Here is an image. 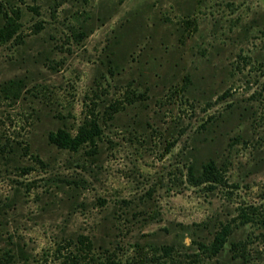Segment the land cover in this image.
Here are the masks:
<instances>
[{
	"label": "rangeland",
	"instance_id": "rangeland-1",
	"mask_svg": "<svg viewBox=\"0 0 264 264\" xmlns=\"http://www.w3.org/2000/svg\"><path fill=\"white\" fill-rule=\"evenodd\" d=\"M15 7L20 35L0 45V255L63 264L83 235L124 264H264V0H0V15ZM92 118L95 148L48 141ZM209 159L222 183L191 184L187 167Z\"/></svg>",
	"mask_w": 264,
	"mask_h": 264
},
{
	"label": "trees",
	"instance_id": "trees-1",
	"mask_svg": "<svg viewBox=\"0 0 264 264\" xmlns=\"http://www.w3.org/2000/svg\"><path fill=\"white\" fill-rule=\"evenodd\" d=\"M21 16V10L16 7L1 11L0 45L19 37L21 29ZM40 28L41 23L37 22L36 29L39 30ZM76 34L79 37H82L84 35L82 31H78ZM11 84L13 85L14 83L11 82ZM4 92H10L14 97L17 95L16 93H14L13 89L9 87L6 88ZM100 135L101 129L99 127V124L96 119L92 118L85 120L82 125L78 127L76 133H72L65 128H58L56 131H50L48 133V141L59 148L77 151L84 144H89L90 146H93V148H95V142ZM23 170L28 169L26 168ZM186 174L187 180L193 185H201L205 183L213 185L221 184L223 180L222 173L220 172L213 159H209L201 163L199 169H195L194 165L190 164L187 167ZM259 216L264 221V215ZM228 233L229 229L227 226H224L222 227V229L217 231L209 247V250L212 254H216L223 247ZM75 244L76 246H78V249L74 252L69 253V255H67L62 261L63 264H82V260L85 258H87V262L85 264H124L113 252L107 251V254L103 256L94 253L89 247L91 246V242L87 236H78ZM199 246L200 248L203 247L202 244H200ZM171 251L172 246L170 245H161L157 248V252L161 253V257L166 256L171 258ZM143 256V254H140V256L133 258V260H131L128 264H146V261L143 260L145 256L144 258ZM193 256H197V253H194ZM12 258L13 255L10 251H4L3 254L0 255V264H12ZM154 260H156L157 262L160 261L158 257H156Z\"/></svg>",
	"mask_w": 264,
	"mask_h": 264
}]
</instances>
